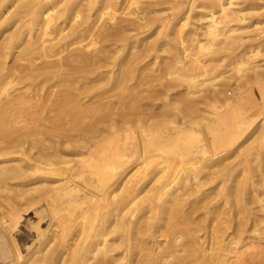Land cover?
I'll return each instance as SVG.
<instances>
[{
  "label": "bare ground",
  "instance_id": "bare-ground-1",
  "mask_svg": "<svg viewBox=\"0 0 264 264\" xmlns=\"http://www.w3.org/2000/svg\"><path fill=\"white\" fill-rule=\"evenodd\" d=\"M5 1L9 4L3 7ZM79 1L72 2L74 9ZM104 1L120 3L124 0H90L91 5ZM59 2L62 0L51 1L46 6L40 0H0L2 30L13 25L19 15H31L27 24L35 28L29 39L9 31L0 38V137L8 129L13 128L15 132L24 128L0 146V184L23 178L28 170L42 172L35 189L45 197L51 219L57 222V229H51L48 235L39 233L45 243L40 255L27 256L23 264H89L91 261V264H264L262 254L241 250L246 238L242 239L241 233L247 219L234 223L228 214L223 227L209 229L217 209L197 193L199 179L197 188L190 189L198 176L196 166L191 163L181 170L168 155H187L194 145L195 141L187 144L181 141L183 128L163 120L162 132L159 129L147 134L139 130L141 116L138 118L135 112L136 91L134 81L131 82L139 60L136 59L138 48L134 50L135 44L126 32L129 34L144 26L146 21L142 19L145 18L139 22L124 18L114 21L115 10L100 11L101 7H97L96 20L102 13L110 14L113 23L110 28L95 31L96 20L89 19L93 14H87L77 25L80 27L62 32L63 28L57 25L60 23L53 24L51 19ZM232 3V0L211 1L203 27L208 44L221 34L217 14L228 21L242 20L239 14L242 9H233ZM7 13L8 16H3ZM175 28L178 31L177 26ZM232 29L223 30L229 34ZM227 34L224 36L226 46L230 36ZM98 35L101 42L95 38ZM176 35L172 36L174 40L180 36ZM191 38L189 40L193 41ZM260 41L257 42L261 45L257 44L264 49V40ZM151 46L147 43L145 48ZM255 53L246 55L247 61ZM241 61L244 63L243 59ZM187 67L192 71L187 74L188 84L195 86V77L203 73L206 66L195 57L189 60ZM223 99L221 105L230 118L232 101ZM240 123L243 122L235 126ZM66 125H75L78 129L64 133L66 130L62 129ZM238 126L235 139L242 134ZM59 129L61 131L56 132ZM260 131L264 137V119L260 122ZM33 136L47 141V145L35 152L34 164L19 161L5 164L3 158L9 149L15 148H12L13 153L21 159L20 142ZM204 150L200 146L199 152ZM67 153L77 158L71 159ZM210 162L207 160L201 166ZM57 173L64 177L50 178L49 175ZM77 177L81 185L91 188L89 194L79 187ZM226 191L228 196H241L245 187H230ZM66 208L77 210L74 215L62 217L60 213ZM11 214L9 220L17 222L19 216L16 219ZM72 223L76 225L74 228H71ZM200 231L204 233L199 234ZM9 239L13 260L6 263L17 264L22 256L13 238Z\"/></svg>",
  "mask_w": 264,
  "mask_h": 264
},
{
  "label": "rangeland",
  "instance_id": "rangeland-1",
  "mask_svg": "<svg viewBox=\"0 0 264 264\" xmlns=\"http://www.w3.org/2000/svg\"><path fill=\"white\" fill-rule=\"evenodd\" d=\"M40 1L45 2L48 6L51 1L55 0ZM126 1H120L121 4L115 3V1L107 3L104 1L91 5L90 0H80L77 9H74L72 6L74 0H62L55 6L56 8L54 7L55 11L51 14V19L53 24L60 23L57 25L63 28L62 32L69 30L71 32L81 26L77 25L82 19H85L87 14H93L89 19L96 20L94 15L97 12V7H101L100 11L115 10L114 21L124 18L139 22V19L145 18V20L142 19V21H146L144 26L135 31L131 30L129 34L126 32L135 44L134 50L136 51L138 48L136 59L139 58V60L136 61L135 73L133 71L137 80L133 76L131 82L134 81L133 90L136 91L135 112L138 114V118L141 116L139 130L145 131L147 134H153L160 130L162 132L163 120H167L169 125H172L170 122H173L183 128L181 141L183 140V144L195 141L194 145L187 155L183 153L184 157L181 153H179L180 155L168 153V155L175 165L179 164L181 170L191 163L196 166L194 168L198 172V176L197 179H193V188L191 185L190 189L197 188L196 182L199 179L201 184L197 193L204 198V202L217 209L208 226L209 229L223 227V221L227 219L228 214L231 216L228 218L234 223H239L241 219H247L241 233V238L246 237L242 238L245 243L241 246V250H246V253H260L262 254L261 258L264 259V137L260 131V122L264 119V49H261V44L257 42L261 38L264 40V0H232L233 9H242L239 13L242 20L228 21L216 13V19H219L218 25L221 26V34L220 37L213 40L214 42H209L212 47L211 44H208L203 29L208 18L206 11L210 8L212 0H134L131 4ZM6 4H9L8 1L3 3V7ZM8 14L3 16H8ZM102 14L94 23L95 31L110 28L113 25L112 19L109 18L110 14ZM16 18V22L7 26V30L0 28V38L2 35H7L6 31L17 32L23 38H30L35 29L34 26L30 27L27 24V19H30L31 15H19ZM171 28L174 29L171 31ZM229 28L233 29L230 31L231 33L227 34V31L224 30H229ZM168 30H170L169 34ZM172 32L174 36L176 33L177 37L180 35L179 39L174 37L176 39L174 40ZM225 34L230 35L226 39L229 42L227 46L225 45ZM95 38L101 42L99 35ZM190 38L191 40L194 38V42L190 41ZM195 39L197 40L195 41ZM147 43L152 45L150 49L145 48ZM197 44L203 45L199 49L204 48L205 50L195 48ZM143 47L146 51L142 49ZM140 49L143 51L141 52ZM251 53L255 54L247 61L246 55ZM177 57L181 59L178 60ZM195 57L202 66H206V69L195 77V86H189L187 76L192 71L187 66L189 60ZM242 59L244 63H241ZM166 86L170 88H166ZM166 89H168L167 93L164 92ZM223 98L232 101L230 118H227L228 112L221 105ZM187 101H190L188 103L193 106L188 105ZM240 121L243 123L237 126H241L239 130H242H240L242 134L235 139L234 135L237 132L235 124ZM76 129L78 126L66 125L62 130H66L64 133H74ZM23 130L24 128L14 132L13 128L8 129L7 133L0 137V146L9 142V137L16 136ZM58 131L61 130H56V132ZM39 139V137L33 136L20 142L19 148L23 153V156H20L21 159H18L16 153H13L15 148H10L9 153H6L7 155L3 158L6 161L5 164H15L18 161L20 164L32 163L37 149L47 145V141L43 142L40 139V142ZM200 146L204 147L206 151L199 152ZM17 147L16 149H19ZM67 155H70L71 157H66L71 159L77 158L70 153ZM0 158L2 157L0 156ZM207 160L213 163L210 162L202 167L201 164ZM26 174L25 176L30 178L25 176L24 179L22 177L13 178L7 180L5 184H0V264H7L6 262L13 260L9 243L10 236L22 256L20 257L21 262L17 264H23L27 256L40 255V250L45 243L42 242L44 236H40L39 233L48 235L51 229H57V222L51 219L45 197L40 194L38 188L35 189L43 173L28 170ZM49 176L50 178H60L64 177V174L57 173ZM77 178L75 180L79 187L81 186L80 188L89 194L88 190L91 188L81 185V179L77 180ZM240 185L245 187L243 195L228 196L227 189L229 190L230 187L234 189L235 186ZM29 188L32 192L29 191ZM23 191L26 192L24 195ZM242 198H244L243 201H241ZM76 210V208L72 210L66 208L60 214L62 217H68L70 214L74 215ZM10 213L16 219L19 216L17 222L13 223L9 220V218L11 219ZM199 217H203V215ZM71 225V228L76 226L73 223ZM74 232L72 229L71 233ZM203 233L200 231L199 234ZM91 263L92 261L89 264Z\"/></svg>",
  "mask_w": 264,
  "mask_h": 264
}]
</instances>
